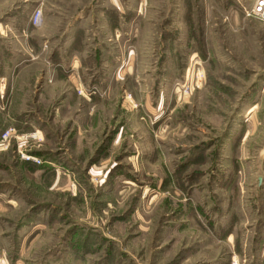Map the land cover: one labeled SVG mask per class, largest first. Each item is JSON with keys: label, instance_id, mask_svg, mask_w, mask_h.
I'll return each mask as SVG.
<instances>
[{"label": "rangeland", "instance_id": "obj_1", "mask_svg": "<svg viewBox=\"0 0 264 264\" xmlns=\"http://www.w3.org/2000/svg\"><path fill=\"white\" fill-rule=\"evenodd\" d=\"M254 2L0 0V264H264Z\"/></svg>", "mask_w": 264, "mask_h": 264}, {"label": "built area", "instance_id": "obj_2", "mask_svg": "<svg viewBox=\"0 0 264 264\" xmlns=\"http://www.w3.org/2000/svg\"><path fill=\"white\" fill-rule=\"evenodd\" d=\"M248 15L252 17H256L262 22H264V0H255L254 5L252 8L248 11ZM30 23L34 27H39L42 23V11L40 9L35 10L31 17H30ZM11 131H7L1 138L0 142L1 144H6V142L11 137ZM27 160L32 161H38L33 158L27 157ZM39 162V161H38Z\"/></svg>", "mask_w": 264, "mask_h": 264}, {"label": "crops", "instance_id": "obj_3", "mask_svg": "<svg viewBox=\"0 0 264 264\" xmlns=\"http://www.w3.org/2000/svg\"><path fill=\"white\" fill-rule=\"evenodd\" d=\"M5 83V77H2V79L0 80V97L3 96L6 91V89H4Z\"/></svg>", "mask_w": 264, "mask_h": 264}, {"label": "bare ground", "instance_id": "obj_4", "mask_svg": "<svg viewBox=\"0 0 264 264\" xmlns=\"http://www.w3.org/2000/svg\"><path fill=\"white\" fill-rule=\"evenodd\" d=\"M254 110H255V107H253V108L251 107V109L248 112V115L251 114Z\"/></svg>", "mask_w": 264, "mask_h": 264}]
</instances>
